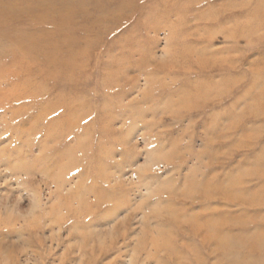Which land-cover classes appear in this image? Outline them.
I'll return each instance as SVG.
<instances>
[{
    "label": "rangeland",
    "instance_id": "obj_1",
    "mask_svg": "<svg viewBox=\"0 0 264 264\" xmlns=\"http://www.w3.org/2000/svg\"><path fill=\"white\" fill-rule=\"evenodd\" d=\"M0 10V264H264V0Z\"/></svg>",
    "mask_w": 264,
    "mask_h": 264
},
{
    "label": "bare ground",
    "instance_id": "obj_2",
    "mask_svg": "<svg viewBox=\"0 0 264 264\" xmlns=\"http://www.w3.org/2000/svg\"><path fill=\"white\" fill-rule=\"evenodd\" d=\"M3 13H2V11L0 10V20H2V17H3V15H2ZM96 26V25H95ZM80 71V70H79ZM258 90V89H257ZM261 92H263L262 90H260ZM253 93H254V91H252ZM209 93V92H208ZM258 93V92H257ZM260 93V92H259ZM264 93V92H263ZM262 94V93H261ZM258 96H259V94H258ZM259 98V97H258ZM263 98V97H262ZM252 100H254V99H252ZM207 101V100H206ZM256 102H257V100H255ZM254 101V102H255ZM264 102V101H263ZM259 104V103H258ZM262 104V103H261ZM238 126V125H237ZM259 158H260V156H259ZM259 161H260V159H259ZM257 163V162H256ZM210 182V181H209ZM212 184V183H211ZM215 184V183H214ZM213 184V185H214ZM217 184V183H216ZM218 185H216L215 187H217ZM225 186V185H224ZM213 187V186H212ZM208 188V187H207ZM211 190V189H210ZM213 190V189H212ZM201 191H202V189H201ZM215 191H217V190H215ZM260 191V190H259ZM203 193V192H202ZM252 194V193H251ZM251 194H249V195H251ZM183 195V194H182ZM231 196V195H230ZM207 197V196H206ZM246 199V198H245ZM240 200V199H239ZM242 201V200H241ZM248 201V200H247ZM243 202V201H242ZM217 221V220H216ZM224 223V222H223ZM226 223V222H225ZM211 224V223H210ZM212 225V224H211ZM210 225V226H211ZM218 226H220L221 227V225H219L218 224ZM229 226V225H228ZM218 228V227H217ZM212 230V229H211ZM211 230H210V232H211ZM206 231V230H205ZM217 235H218V233H217ZM226 235H227V233H226ZM219 237V236H218ZM228 238H229V236H227ZM220 239V238H219ZM263 239V238H262ZM221 240V239H220ZM225 241H227V240H225ZM230 241V240H229ZM224 242V241H223ZM229 243V242H228ZM220 244H223V243H220ZM225 245V244H224ZM223 249V248H222ZM221 249V250H222ZM228 257V256H227Z\"/></svg>",
    "mask_w": 264,
    "mask_h": 264
}]
</instances>
